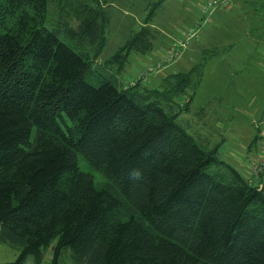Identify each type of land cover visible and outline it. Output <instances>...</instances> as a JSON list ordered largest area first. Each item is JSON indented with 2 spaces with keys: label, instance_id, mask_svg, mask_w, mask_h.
Segmentation results:
<instances>
[{
  "label": "trees",
  "instance_id": "16d2710c",
  "mask_svg": "<svg viewBox=\"0 0 264 264\" xmlns=\"http://www.w3.org/2000/svg\"><path fill=\"white\" fill-rule=\"evenodd\" d=\"M106 5H71L49 29L47 0H0V244L20 248L3 264H41L49 248L51 264L65 250L74 264H264V186L203 149L173 110L205 63L152 89L98 78ZM142 30L103 65L120 73L149 52Z\"/></svg>",
  "mask_w": 264,
  "mask_h": 264
},
{
  "label": "rangeland",
  "instance_id": "374dc122",
  "mask_svg": "<svg viewBox=\"0 0 264 264\" xmlns=\"http://www.w3.org/2000/svg\"><path fill=\"white\" fill-rule=\"evenodd\" d=\"M205 2L107 0L105 9L110 18L107 43L95 63L97 71L94 75L112 79L118 87L126 88L142 72L146 62L164 59L183 33L197 30V41L193 39L181 48L178 57L155 75H162V78L173 72L190 71L195 65L205 63L195 91L190 89L185 95L174 98L173 110L179 114L177 122L203 149L217 147V160L233 167L245 180L246 171L241 169L239 160L247 163L244 148H250L258 130L264 129V6L235 0L232 7L235 2L238 4L231 11L218 8L210 16L200 12ZM77 3L95 5V0H47V21L50 22L47 27L58 26L61 19L57 17L59 14L63 16L66 8L71 10L72 16L71 5ZM70 22L72 27L76 26L74 19ZM147 28L153 42L149 52L137 53L138 57L131 54L120 73L117 72L118 65H103L134 33ZM183 54L184 63L191 59L187 70L182 67L183 62L178 64ZM155 75L150 76L143 86L155 88L150 83ZM194 80L196 83L197 79ZM193 92L187 111L182 110ZM163 108L167 109L165 105ZM78 167L82 172L93 174L96 187L104 182L100 173L92 170L80 155ZM214 171L210 169L209 173L214 174ZM19 252L17 246L0 244V264L13 262ZM52 257L51 248L43 250L41 264H51ZM25 264H35L34 258L29 256ZM59 264H74L68 250L62 252Z\"/></svg>",
  "mask_w": 264,
  "mask_h": 264
},
{
  "label": "built area",
  "instance_id": "2783aa9c",
  "mask_svg": "<svg viewBox=\"0 0 264 264\" xmlns=\"http://www.w3.org/2000/svg\"><path fill=\"white\" fill-rule=\"evenodd\" d=\"M234 1L235 0H207L201 5V13L203 15H211L218 8L231 9ZM193 39L197 41L198 31L193 29L187 30L186 33L182 34V37L177 41L176 45L171 48L167 57H164V59L162 57L157 62L152 61L145 65L142 72L137 75L136 79L132 81L129 86H134L137 83H145L150 76L157 74V72L170 65L171 60L178 57L180 49L188 45ZM250 169L254 177L264 180V160L251 161Z\"/></svg>",
  "mask_w": 264,
  "mask_h": 264
},
{
  "label": "crops",
  "instance_id": "0c3cea01",
  "mask_svg": "<svg viewBox=\"0 0 264 264\" xmlns=\"http://www.w3.org/2000/svg\"><path fill=\"white\" fill-rule=\"evenodd\" d=\"M236 1L237 2L239 1L238 3L250 2L252 5H257L259 7H261V5L264 6V0H236ZM235 3L233 4V7H231L232 9H234L235 6L238 4L237 3L235 5ZM241 6H242V4H241ZM232 9H230V11ZM200 12H201V10H200ZM214 12L212 14H214ZM218 16H219V14L217 15V17ZM186 54H188V53H186ZM132 55L134 56V54H132ZM184 59H185V54H183L182 57L179 59L180 61L178 62V64L180 65L181 64L180 62H183ZM190 60L188 62H190ZM150 61H153V60H150ZM188 62H185V63L183 62L184 65L182 67L186 68V70H187V68H189V63ZM147 63L148 62H146V64ZM146 64H144V65H146ZM178 64L176 66H179ZM174 73L175 72H173L171 74H174ZM135 76H136V74L133 76V78ZM161 76L157 77V75H155V76H153L151 78L150 83H151V85H153V87H155V88L159 87L162 79L165 76H167V75L163 76L162 78H161ZM142 87H144V86H142ZM244 150L246 151V153L243 154V155H244V159L246 160L247 163H245V161H241V160H239V162L241 163V166H240L241 169L246 171L244 173V175H246L244 177L245 181H248V182H250L251 184H253L254 186H257V187L264 186V180L260 179V178H257V177H254L252 175V172H251V169H250L251 161H253V160H263L264 159V129L263 130H258V135L256 137H254V139L252 140V143L250 144V148H247V146H246L244 148Z\"/></svg>",
  "mask_w": 264,
  "mask_h": 264
}]
</instances>
